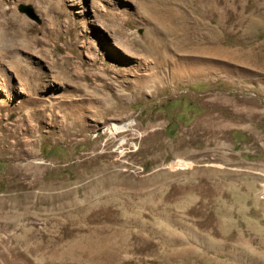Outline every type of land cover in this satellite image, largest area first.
<instances>
[{
  "label": "rangeland",
  "instance_id": "obj_1",
  "mask_svg": "<svg viewBox=\"0 0 264 264\" xmlns=\"http://www.w3.org/2000/svg\"><path fill=\"white\" fill-rule=\"evenodd\" d=\"M0 264H264V0H0Z\"/></svg>",
  "mask_w": 264,
  "mask_h": 264
},
{
  "label": "bare ground",
  "instance_id": "obj_2",
  "mask_svg": "<svg viewBox=\"0 0 264 264\" xmlns=\"http://www.w3.org/2000/svg\"><path fill=\"white\" fill-rule=\"evenodd\" d=\"M156 56V55H155ZM158 68V67H157ZM28 69H25L24 68V72L27 73ZM148 84V83H147ZM146 86V85H145ZM132 125L131 124H124L122 126H119V127H116V125H113V124H110L109 126H106L105 128V131H109V128H111L112 130L110 131V134H109V137H118L120 135L123 136V134H125L128 129L131 127ZM216 131H219L218 129ZM8 133V132H7ZM221 133V132H220ZM216 134V133H215ZM223 134V133H222ZM221 135V134H219ZM11 136V135H10ZM14 136V135H13ZM15 137V136H14ZM17 137V136H16ZM221 137V136H220ZM12 138V137H11ZM15 140V139H14ZM214 140V139H213ZM17 142V141H16ZM23 143V142H22ZM14 148L15 146L17 145H20L18 143H14ZM13 145V144H12ZM121 146V145H120ZM17 149V148H15ZM26 152V155L27 156H35V151L31 150V149H28L25 151ZM23 152V153H25ZM35 165V164H34ZM26 165L24 167H19V166H15L12 168V174H14L15 176L19 175V176H32V175H35L37 173H39V167H37V165ZM11 174V173H10ZM10 176V175H9ZM32 186H43V184L41 182H39L38 180H35L32 184ZM45 186V185H44Z\"/></svg>",
  "mask_w": 264,
  "mask_h": 264
}]
</instances>
